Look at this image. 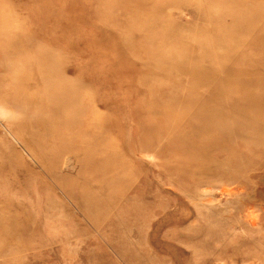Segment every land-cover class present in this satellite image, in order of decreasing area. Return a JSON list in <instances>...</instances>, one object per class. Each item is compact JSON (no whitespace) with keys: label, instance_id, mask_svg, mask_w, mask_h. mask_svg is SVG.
<instances>
[{"label":"rangeland","instance_id":"rangeland-1","mask_svg":"<svg viewBox=\"0 0 264 264\" xmlns=\"http://www.w3.org/2000/svg\"><path fill=\"white\" fill-rule=\"evenodd\" d=\"M0 264H264V0H0Z\"/></svg>","mask_w":264,"mask_h":264},{"label":"bare ground","instance_id":"bare-ground-1","mask_svg":"<svg viewBox=\"0 0 264 264\" xmlns=\"http://www.w3.org/2000/svg\"><path fill=\"white\" fill-rule=\"evenodd\" d=\"M247 46V45H246ZM232 49V48H231ZM253 54V53H252ZM262 57V56H261ZM252 59V58H251ZM254 60V59H253ZM219 74V73H218ZM255 76V75H254ZM254 79V78H253ZM220 80V79H219ZM206 87V86H205ZM248 89V88H247ZM196 90H198V89H196ZM240 90V89H239ZM200 91V90H199ZM240 91H242V90H240ZM239 93V92H238ZM158 94V93H157ZM196 94V93H195ZM241 94V93H240ZM230 95V94H229ZM237 95V94H236ZM197 96V95H196ZM247 96V95H246ZM245 96V97H246ZM249 97V96H248ZM251 98V97H250ZM191 132H194V131H191ZM212 133V132H211ZM189 134V133H188ZM200 138V137H199ZM201 156V155H200Z\"/></svg>","mask_w":264,"mask_h":264}]
</instances>
